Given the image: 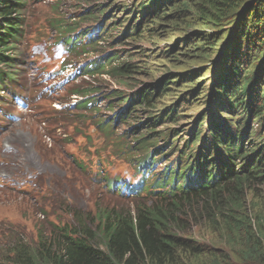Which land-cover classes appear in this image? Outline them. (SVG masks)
<instances>
[{
	"label": "rangeland",
	"instance_id": "374dc122",
	"mask_svg": "<svg viewBox=\"0 0 264 264\" xmlns=\"http://www.w3.org/2000/svg\"><path fill=\"white\" fill-rule=\"evenodd\" d=\"M137 2L138 0H29L25 10L28 24L26 32L29 35L20 52L26 54L31 50L32 54L42 55L43 60L49 58L48 51L53 39L50 24L58 16L55 9L57 7L69 16L77 15L79 27L89 36H98V29L95 28L102 30L108 27L111 18L117 19L119 25L128 24L125 18L129 11L122 13V6ZM181 9L185 12H179ZM97 10H104V16L109 14L111 17L105 19L100 16L95 20L92 14H98ZM165 10L166 8H162L161 13L166 12ZM167 10L162 15H168L167 17L153 18L146 24L143 38L124 37L126 43L121 44L117 39L122 35L124 27H119L111 37H105L108 38L107 42L101 36V45L96 50L91 49L89 54H82L77 60L81 66L98 56L114 55V51H119L120 54L131 52L136 56L135 64L139 67V74L132 82L136 89L123 88V85L113 79V75L108 74L96 78L81 77L78 80L83 88L97 89L94 96L99 99L97 108L100 113L95 115V110H78L77 107H71L69 113L58 112L53 103H57V109L59 103L45 98L38 99L31 109L24 111H20L14 102H9V106L0 112V264H7L5 254H10L8 247L13 244L29 243L31 240L37 242L38 229L45 231L43 228L49 230L53 225L71 226L73 213L83 211L91 214L96 228L98 223L95 220L99 212L121 206L126 209L135 207L133 195H128L127 199L119 198L110 194L101 183L103 175L126 178L134 173L129 157L120 154L116 148L119 134L126 127L122 125L111 135L97 129L99 120H108L114 114L113 110L107 108L111 96L115 97L113 102L117 105L121 100L116 98L117 95L131 94L144 88L158 98V94H164V86L169 83L167 95L158 102L153 113L165 105H174V108L167 110V115L171 117L176 113L182 119L173 125L158 123L156 131L171 126L179 133L185 131L187 138L192 135L196 119L203 112L204 129H208L207 117L212 119V124L230 122L228 116L236 120V112L230 115L229 111L227 116L226 111L219 108L217 98L212 95L211 90L225 55L224 45L230 40L234 27L222 26L219 36H224V41L208 52L204 49L203 44L207 41L203 35H212L218 31V27L206 28L203 23L200 12H209L205 0H178ZM43 33H46L45 37L40 36ZM252 50L243 69L252 73L250 86L258 83L261 91H264V50ZM50 52L53 55L63 54L64 48L54 45ZM257 55L258 62L254 63ZM30 61V58L26 61L25 74L29 83H32L38 80H33L35 64ZM158 86H161L159 90ZM44 87L45 84L42 88ZM124 103L120 102L116 111ZM145 113L150 117L147 110ZM247 120L250 124L248 139L244 141L246 144L250 136L257 139L260 129L262 132L261 125L254 117L248 119L247 115L243 125ZM203 135L211 137L207 131H203ZM176 138L172 139V144L176 142ZM257 142L255 140L254 144ZM127 144L128 140L125 141V145ZM182 144L183 140L178 145ZM246 193L249 209L254 212L264 210L263 182L251 185ZM188 214L185 223L188 235L203 250L198 262L257 264L249 262L243 256L244 246H235L236 243L225 240L217 228L214 229L216 226L202 209H189Z\"/></svg>",
	"mask_w": 264,
	"mask_h": 264
},
{
	"label": "trees",
	"instance_id": "16d2710c",
	"mask_svg": "<svg viewBox=\"0 0 264 264\" xmlns=\"http://www.w3.org/2000/svg\"><path fill=\"white\" fill-rule=\"evenodd\" d=\"M175 1L178 0H138L136 4L126 3L122 6V13L129 11L125 18L128 24L119 25L117 19L111 18L103 32H107L109 38L114 30L124 27L119 38L121 44L126 43L124 37L141 39L146 24L153 18L167 17L162 15ZM205 2L209 12H200L203 23L206 28L218 27V31L212 35H203L207 41L203 44L205 50H214L224 41L225 37L219 36L222 26L234 27L230 40L224 45L225 55L211 90L219 108L226 106L230 115L236 111V120L231 119L227 112L230 122L223 124L224 133L220 126L212 125V139L201 140L204 144L197 149L199 151L196 154V150L189 151L186 148L178 153V166H183L182 181L179 186L174 184L175 188L169 194H151L152 201H137L133 209L124 206L105 209L96 216V228L91 214L82 211L74 213L80 217L73 225H53L49 230L44 226L45 231L38 229L37 242L31 240L29 243L20 242L8 247L10 254H5L7 264H203L198 262L203 250L190 238L185 225L189 209H202L216 226L214 229L217 228L225 240L236 243L235 246H244L243 256L249 262L264 264V210L254 212L249 209L246 193L251 185L264 183V91H261L258 83L250 86L252 73L243 69L253 48L256 52L264 50V0ZM25 7L26 0H0V81L2 67L11 66L13 52L22 42ZM162 8H166V12L161 13ZM97 11L98 14H92L95 20L106 13L104 10ZM179 12L184 13L185 10ZM108 16L111 17L108 14L104 18ZM257 57L254 63L258 62L259 55ZM118 59L122 60V65L110 70L113 79L123 88L135 89L136 85L132 82L139 74V67L135 64L136 56L128 52L127 57L118 56ZM168 85L166 83L164 86V94L158 96L167 95ZM160 88L158 86L157 90ZM144 91L147 92L146 102L134 109L135 118L138 111H152L158 103L151 91ZM117 97L121 99L120 102H126L120 118H129L128 108L138 98H129L125 94ZM174 107L170 105L167 110ZM247 115L248 119H256L262 132L260 129L257 139L250 136L260 141L259 145H249L246 149L241 142H244L249 131L250 121L247 120L243 125ZM178 117L174 113L171 119L177 122ZM200 117L196 124L202 122L200 124L203 128L204 122ZM216 155L218 159L213 157ZM245 157L248 163L243 164L241 171H238L239 167L237 169L235 164L238 159ZM187 159H190V163L186 162ZM185 162L189 169L184 171L183 168L187 167ZM222 163H226V169H222ZM198 174L201 178H197Z\"/></svg>",
	"mask_w": 264,
	"mask_h": 264
},
{
	"label": "clouds",
	"instance_id": "9594fccd",
	"mask_svg": "<svg viewBox=\"0 0 264 264\" xmlns=\"http://www.w3.org/2000/svg\"><path fill=\"white\" fill-rule=\"evenodd\" d=\"M77 19L79 21V18H77ZM119 38L117 39L118 41H120ZM124 51L125 50H122V52H124ZM118 54H120L119 51H118ZM120 55L122 57H127L128 53L127 54H120ZM105 74H108V75L112 74L113 75V72L109 70V72H107ZM105 74L103 73L100 75L104 76ZM142 90H144V88L140 89L139 91H142ZM153 98H155L157 100V102L160 103L163 97L158 96V98H157L154 95ZM157 105H158V103L155 104V108L152 109V111H148V114L150 115V117L146 116L145 110H147V109H143V111H138L135 114L136 118L134 117V112H133V113L129 114V118L126 117L127 119L123 120L120 123L119 129L121 128L122 125L125 126L126 128H124L122 130V132H120L119 141L121 142L122 139L124 141L128 140V144L126 145L128 147L127 151L123 150L122 154H126L129 157V161L132 163V165L134 164L135 161H139L143 156L149 155L150 152L148 149H146V147H149V146L152 147L156 144V139H158L156 137V134L158 132H160V131H158V132L156 131L158 123H162V125H173L175 123H178L179 120L182 119L180 116L177 118V122L174 119H171L173 114L171 115V117H169V115H167L169 111H167L168 106H166V105L162 109H157L156 113H153L154 110L157 108ZM122 106H123V104H122ZM223 110H225L226 113L229 112V110L226 109V106L223 107ZM200 115H201V117H200ZM200 115H198V117H200L199 119H202L204 112L201 113ZM198 117H197V119H198ZM197 119H196V122H197ZM220 119H221V117H220ZM202 121H203V119H202ZM207 121H208V129H204V127L202 128V124H200L202 122H199V124H195L194 129H193V133L189 138H186L187 135H186L185 131L179 133L176 129H174L171 126L166 127L164 129V131L165 132L169 131L172 134L177 133L179 138L182 136L181 137V138H183L182 140H184V142H186V144L188 145V148L190 150H193V149L196 150L197 148H199L200 146H202L204 144L203 142H201V140L207 141V140L212 139V137H207V136L203 135V131H207L208 135L212 134L211 133L212 132L211 129H213L211 127L212 125L214 127L220 126L222 128L221 132L224 133L223 132V130H224L223 124L224 123L219 122V123L212 124L213 121L209 117H207ZM148 126H150L151 129H147ZM197 128H199V130H197ZM126 129H129L128 131H132V133H128V134L124 133L123 131H125ZM198 133H200V134H198ZM172 134H170V135H172ZM247 139H248V137H246L244 139V141H247ZM250 139H252V140L251 141L248 140L247 144L241 140L242 141L241 145L245 146L246 149L249 145H257V144H254L255 140L252 137H250ZM211 142H212V140H211ZM257 143L259 145L260 141H258ZM133 149H135V150H133ZM173 152H174V154H176L178 156V152L174 151L173 149H171L169 154H171ZM236 163L238 164V165L235 164L236 168L238 169V167H239L238 171H241L243 164L246 165V163H248V160H246V157H245V159H238V161ZM174 164H176V163H174ZM150 167L151 166L144 167L142 165L141 167L138 168V172H140L141 174H143V172H145V171L150 173V169H149ZM167 167L171 170V173H170V171H166L165 175H160V176L156 177L155 178L156 181H155V179L150 180V183H152V185L154 187H156V190L152 193L147 194V192L139 191V190H138V192H140L139 194H137V193L136 194H131V193L128 194L127 192H125L127 190H125V191H123V190H119V191L110 190L108 192L110 194H113V195L119 197V198H126V199H127V197H129L128 195H133L132 200H134L136 202L140 201V200L152 201V195L151 194H158V193H162V192L165 193V189L169 186V184L176 182V181H178V182L181 181V174L182 173L180 172L179 167H173L171 164H169V166H167ZM133 170H134V172H136L135 165H133ZM174 172H177V173L174 175ZM152 174L153 173H151L150 175H146V179L149 178ZM168 174H170L169 177H167ZM138 179L144 180V178H138ZM118 180H120V182L123 185H126V184H129L128 181H130L132 179L130 176H128L126 178L121 177ZM75 220H76V216L73 213L72 225L75 223Z\"/></svg>",
	"mask_w": 264,
	"mask_h": 264
}]
</instances>
